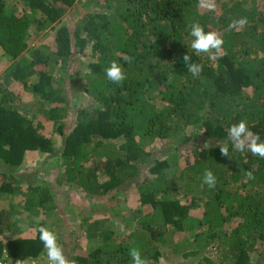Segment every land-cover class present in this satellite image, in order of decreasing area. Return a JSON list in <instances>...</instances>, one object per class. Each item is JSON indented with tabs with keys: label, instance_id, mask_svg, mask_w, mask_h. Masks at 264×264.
Returning <instances> with one entry per match:
<instances>
[{
	"label": "trees",
	"instance_id": "16d2710c",
	"mask_svg": "<svg viewBox=\"0 0 264 264\" xmlns=\"http://www.w3.org/2000/svg\"><path fill=\"white\" fill-rule=\"evenodd\" d=\"M20 1L23 7L14 13L0 0V55L12 61L4 78L47 105L41 115L61 136L59 180L88 202L135 180L139 208L133 227L124 223L122 235L107 231L100 246L70 260L132 264L128 252L137 247L151 264L191 258L201 264H264V159L236 151L228 138V129L243 120L264 142V15L235 0H215L220 11L215 17L198 0H91L92 10L74 29L64 25L54 32L46 55L33 51L25 58L28 41L57 23L77 0ZM237 16L246 17L247 25L229 31ZM194 21L224 40L216 60L191 48ZM86 48L89 58L97 59L87 66V85L79 72ZM184 55L203 66L199 78L188 72ZM112 61L125 69L122 84L107 80ZM78 94L89 98L88 107L76 108L72 121L61 124L69 99ZM17 101L0 86V198L20 194L22 210L48 218L57 207L55 190L50 183L25 182L19 168L27 153H51L52 143ZM160 142L166 159L147 150ZM224 142L231 157L220 152ZM181 147L192 160L173 177L170 167L176 169ZM205 170L216 176L214 188L203 183ZM247 171L254 180L247 179ZM195 191L202 198L188 204L173 197L192 198ZM197 207L195 217L191 211ZM16 210L0 208V264L36 259L44 250L36 229L51 230L41 220L32 238L2 239ZM228 223H235L229 232ZM168 232L189 236L170 246L163 240Z\"/></svg>",
	"mask_w": 264,
	"mask_h": 264
},
{
	"label": "rangeland",
	"instance_id": "374dc122",
	"mask_svg": "<svg viewBox=\"0 0 264 264\" xmlns=\"http://www.w3.org/2000/svg\"><path fill=\"white\" fill-rule=\"evenodd\" d=\"M6 10L13 9L14 13H19L23 5L20 0H1ZM91 0H77L69 8L57 23L47 30L43 31L35 39L28 41L25 51L21 54L22 57L30 58L33 51L40 54H47V46L52 45L54 32L61 26H67L69 29H74V26L82 18L88 8L87 3ZM240 3L242 7L250 6L255 9L259 14L264 15V2L263 0H235ZM90 7L94 8L93 5ZM220 13L217 4L215 11H211V16L215 17ZM238 19V16L235 20ZM214 28V27H213ZM1 54V52H0ZM83 66L79 68L82 73L81 81L87 85L89 77H86L88 70L87 66L90 63H96L97 59L91 60L89 58V49L86 48L83 55H81ZM12 61L7 58H2L0 55V86L6 92L13 94L17 97V104L20 110H27L26 117L31 121L32 125L36 128L41 136L47 137L52 143V152L48 154L30 152L27 153L19 168V173L25 182H34V184L50 183L55 190V201L57 204L53 214L45 218L42 214L33 213L32 211L22 210L24 199L20 194H14L11 197L0 198V208L4 211L9 210V207H16V215L9 218L10 220L5 225L2 239H15L16 237L32 238L35 232V226L38 221L43 220L46 222L51 230L57 235L58 242L63 245L65 255L69 258L74 254L86 256L90 251L101 245L100 240L107 232L118 233L122 235L125 233L124 223L132 225L135 223L134 211L139 208V201L137 194L134 190L135 180H127L125 183L116 187L114 190L105 194L106 196L99 199H94L92 202L85 201L78 195L74 188H69L66 183L59 180L58 176V159L57 155L61 145V136L57 133V125L46 121L42 114L43 110L48 107L45 103L31 96L28 93L22 92L21 87L16 82L8 81L4 78V73L11 66ZM34 81V79H33ZM89 98L85 95H74L69 99V108L66 119L61 124H69L72 121L74 111L76 108L88 107ZM190 133V130H189ZM113 145L112 142H107ZM116 144V143H115ZM194 147H198L197 142L192 143ZM188 146V145H187ZM190 146V145H189ZM165 146L160 143H155L148 147V151L155 155H161ZM186 147L179 148L178 154L180 155L176 160V169L170 167V173L176 176L187 164L192 160V154L185 151ZM166 159L169 155H161ZM60 181L61 184L57 182ZM180 200L182 204H188L191 200L201 199V194L195 191L192 198H181L179 195L173 196ZM100 202V203H99ZM142 213L148 214L147 211ZM119 214H121L119 217ZM191 214L195 217L200 216V209H192ZM235 223H228L224 229L229 232ZM166 233L163 240L168 244H179L188 239L187 234H170ZM255 256H252L251 261L254 262ZM30 264H49L45 249L42 251L41 256L37 260L30 261ZM156 264H169L164 259H159ZM178 264V263H177ZM179 264H201L196 259H189L188 261Z\"/></svg>",
	"mask_w": 264,
	"mask_h": 264
},
{
	"label": "clouds",
	"instance_id": "9594fccd",
	"mask_svg": "<svg viewBox=\"0 0 264 264\" xmlns=\"http://www.w3.org/2000/svg\"><path fill=\"white\" fill-rule=\"evenodd\" d=\"M198 4L199 7L209 11H215L216 9L215 0H198ZM247 23V18L241 17L238 20L232 21L228 25V30H240L246 26ZM189 27L191 29L190 35L194 37L191 48L195 50L196 54L204 53L207 54L210 59L216 60L218 58L217 54L221 53L223 50L224 40L221 36L214 31L205 32L204 27L197 21L192 22ZM131 59L132 58L129 57L128 62H131ZM183 62L188 72L191 73L194 78H199L200 73L203 71V66L193 62L190 55H184ZM105 73L107 80L117 85L122 84L127 78L125 69L116 61L110 63V66L105 69ZM171 79L172 77L169 76V82ZM228 138L236 151L241 153L250 151L253 156H259L264 159V142H261L260 137L248 128L246 121L242 120L233 124L228 129ZM219 149L223 156L231 157L227 142H224ZM245 175L248 180L255 179L251 171L245 172ZM216 182V176L213 172L211 170H205L203 174V183L209 188H214ZM36 231L39 233V240L45 249L49 264H75V261L69 260L65 255L63 245L58 242V237L53 231L45 226L38 227ZM128 255L132 264H151L149 259L142 257L137 247L130 248ZM16 264H30V262L28 259L22 261L18 260Z\"/></svg>",
	"mask_w": 264,
	"mask_h": 264
},
{
	"label": "crops",
	"instance_id": "0c3cea01",
	"mask_svg": "<svg viewBox=\"0 0 264 264\" xmlns=\"http://www.w3.org/2000/svg\"><path fill=\"white\" fill-rule=\"evenodd\" d=\"M20 238H26V237H20ZM39 256H41V253H40V255H39ZM39 256H38V257H39ZM38 257H37L36 259H34V260H37V259H38Z\"/></svg>",
	"mask_w": 264,
	"mask_h": 264
},
{
	"label": "built area",
	"instance_id": "2783aa9c",
	"mask_svg": "<svg viewBox=\"0 0 264 264\" xmlns=\"http://www.w3.org/2000/svg\"><path fill=\"white\" fill-rule=\"evenodd\" d=\"M1 264H3V263H1Z\"/></svg>",
	"mask_w": 264,
	"mask_h": 264
}]
</instances>
